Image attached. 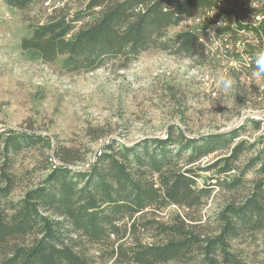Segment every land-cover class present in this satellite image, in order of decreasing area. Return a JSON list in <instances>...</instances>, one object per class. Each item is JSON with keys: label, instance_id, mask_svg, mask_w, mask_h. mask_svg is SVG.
I'll return each mask as SVG.
<instances>
[{"label": "trees", "instance_id": "16d2710c", "mask_svg": "<svg viewBox=\"0 0 264 264\" xmlns=\"http://www.w3.org/2000/svg\"><path fill=\"white\" fill-rule=\"evenodd\" d=\"M2 1L20 11L40 4L45 15L21 38V53L43 63L62 57V67L72 73L108 63L122 70L151 49L205 64L211 57L198 29L168 34L198 14L202 23L222 20L217 31L228 32L235 49L236 41L243 42L241 71L253 72L254 54L264 48V20L253 24L264 3L249 11L251 0ZM247 123L199 137L170 125L163 137L104 142L90 161L61 145L53 151L51 140L39 133L0 131V264H96L94 246L106 248L98 255L116 263L249 264L237 244L256 240L264 230V131L251 143L242 131L260 124ZM50 149L53 155L44 156ZM27 151L44 156L42 175L21 187L25 175L16 169L17 158ZM251 151L254 156L240 165ZM212 155L215 160L201 163ZM79 163L87 167L76 168ZM252 167L258 175L244 193L227 197L213 214L212 228L200 231V211L214 188L239 190ZM208 171L214 175L200 181ZM170 206L183 214L161 219Z\"/></svg>", "mask_w": 264, "mask_h": 264}, {"label": "rangeland", "instance_id": "374dc122", "mask_svg": "<svg viewBox=\"0 0 264 264\" xmlns=\"http://www.w3.org/2000/svg\"><path fill=\"white\" fill-rule=\"evenodd\" d=\"M44 15L40 4L20 11L0 0V131L27 130L45 135L51 140L53 151L61 145L86 161L104 142L131 144L147 136L163 137L170 125L178 126L187 136L199 137L229 132L256 120L260 124L258 130L246 126L242 131L241 138L251 143L264 131V78H255L252 71H241L240 64L212 57L198 65L151 49L122 70L108 63L92 72L72 73L62 67V57L43 63L28 60L21 53V38ZM204 24L198 14L168 34L194 30ZM231 45L235 50L233 40ZM220 73H228L236 81L228 92L217 85ZM45 154L52 156V149ZM44 156L37 151L18 156L16 169L25 175L21 187L41 177L38 166ZM251 156L253 151L243 156L240 165ZM214 158L212 155L201 163H210ZM75 167L85 168L87 164ZM212 175V171L202 172L200 181ZM257 175L255 168L249 169L242 177L244 187L233 192L216 186L200 211L204 222L200 231L212 228L213 214L225 199L234 194L241 196ZM21 190L14 192V198ZM175 212L183 214L182 209L170 206L159 215L167 220ZM263 238L264 230L254 241L238 242V249L249 264H264ZM106 251L98 246L92 248L96 264H127L116 263L105 253L98 255Z\"/></svg>", "mask_w": 264, "mask_h": 264}, {"label": "built area", "instance_id": "2783aa9c", "mask_svg": "<svg viewBox=\"0 0 264 264\" xmlns=\"http://www.w3.org/2000/svg\"><path fill=\"white\" fill-rule=\"evenodd\" d=\"M264 0H257V2H253L251 0L249 8V11H252V7L259 6L260 3L263 4ZM47 3H45L46 5ZM262 20H264V14L261 12L256 13L254 17V25H258ZM233 25L237 26V23H234ZM224 23L220 19H216V21L212 24L205 23L203 26L198 27L200 35H199V41L204 46L206 52L210 55L212 58H221V59H230L234 65L240 64L243 60V42L236 41V49H232L231 45V39L228 37L230 36L228 32H222L219 33L217 31V28L223 26ZM195 29V30H196Z\"/></svg>", "mask_w": 264, "mask_h": 264}, {"label": "clouds", "instance_id": "9594fccd", "mask_svg": "<svg viewBox=\"0 0 264 264\" xmlns=\"http://www.w3.org/2000/svg\"><path fill=\"white\" fill-rule=\"evenodd\" d=\"M254 71L253 76L257 79L264 78V48L257 50L254 54ZM236 81L235 79L230 76L228 73H220L217 77V85L223 91L228 92L230 91Z\"/></svg>", "mask_w": 264, "mask_h": 264}]
</instances>
